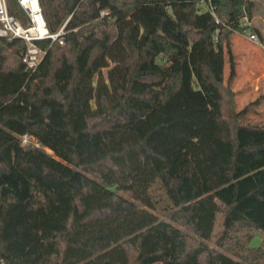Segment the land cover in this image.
Here are the masks:
<instances>
[{
  "label": "trees",
  "instance_id": "16d2710c",
  "mask_svg": "<svg viewBox=\"0 0 264 264\" xmlns=\"http://www.w3.org/2000/svg\"><path fill=\"white\" fill-rule=\"evenodd\" d=\"M38 1L49 31L67 21L34 72L0 38V264H264V127L231 86L251 2L210 0L215 23L196 0Z\"/></svg>",
  "mask_w": 264,
  "mask_h": 264
},
{
  "label": "rangeland",
  "instance_id": "374dc122",
  "mask_svg": "<svg viewBox=\"0 0 264 264\" xmlns=\"http://www.w3.org/2000/svg\"><path fill=\"white\" fill-rule=\"evenodd\" d=\"M249 1L251 2V9H250L251 17L248 21L247 29L250 32L255 34L257 42L254 43L252 41H249L246 39V37H244V35H241L240 33L235 32L230 37L231 51L238 57L239 56L241 57L251 56L254 62H255L256 57H259L260 59L264 61V0H249ZM194 8H196L200 12L206 11L203 3L194 4ZM190 9H191V4H188L187 7L182 6L179 8L180 18L184 24H187L190 20V17H191ZM66 21L67 19L64 20V22ZM64 22H62L61 24H63ZM257 63H261V62H257ZM110 66H112L111 62H109L108 67ZM106 70H107V67L101 69V73L104 77H105ZM227 71H228L227 63H225L224 69H223L224 79L227 76V73H228ZM252 72L256 78L260 79V84H258V89L256 92H250L246 94L247 96L246 95L243 96L242 99L244 100L242 102H241V98L238 96L240 93H236L235 106L237 110H240L245 104L252 101L254 98L259 100L260 98L264 96V66H262L261 64H258V66L257 65L253 66ZM257 104L251 106L248 109L247 113L240 117L239 123L241 125H245V122L247 124H249L250 122L254 123L255 118H250L253 114H254L253 117H255L256 115H264L263 110H261L263 107L261 109L259 108L260 110L258 108L257 110H255V108L258 107ZM262 125H264V123ZM21 144L26 147L34 146L32 141H25V142L21 141ZM44 150L48 154H51V152L48 149H44ZM121 195L126 197L124 194H121ZM160 208H161L160 205H157V209H149V211L153 213L157 219L166 221L167 220L166 212L160 210ZM221 230H222V214L221 212H218L215 216L214 225L212 229V236L210 237L209 240H206L204 242L209 247H213V248L216 247L215 241L218 238ZM231 235L233 236V238H231L232 242L235 241V239H238L243 249H246L249 246L260 245L263 239V233L260 231L254 230V229L237 228V231L234 233L232 232ZM248 235H249V238L246 239V236ZM219 250L225 253L226 255L232 257L231 253L225 252L222 249H219Z\"/></svg>",
  "mask_w": 264,
  "mask_h": 264
},
{
  "label": "built area",
  "instance_id": "2783aa9c",
  "mask_svg": "<svg viewBox=\"0 0 264 264\" xmlns=\"http://www.w3.org/2000/svg\"><path fill=\"white\" fill-rule=\"evenodd\" d=\"M15 3L22 13L24 22H21L17 17L10 14L7 10L5 0H0V38L18 39L23 43L20 62L24 70L28 74H31L42 60L49 45L54 41L59 44L62 43L66 22L51 32L47 28L38 0H15ZM197 3H203L205 10L211 14L214 22H219L214 14L210 0H196L195 4ZM248 21L249 19L246 14L243 13L239 20V26L241 27L240 34L244 35L247 40L255 43L257 42L255 34L247 29ZM42 40H48L47 47L44 48L38 44ZM20 141L32 140L26 134H23L20 136ZM33 144L34 146H38L34 142Z\"/></svg>",
  "mask_w": 264,
  "mask_h": 264
},
{
  "label": "crops",
  "instance_id": "0c3cea01",
  "mask_svg": "<svg viewBox=\"0 0 264 264\" xmlns=\"http://www.w3.org/2000/svg\"><path fill=\"white\" fill-rule=\"evenodd\" d=\"M188 4L189 3H187V2H183L180 4V7H182V6L187 7ZM234 62H235V75H234V78L232 81V86H233L232 89L235 93V97H236V93H240L238 96L241 98V102H242L244 100V99H242L243 96H245L246 94H248L250 92H256L257 91L258 84H260V79L256 78L254 76V74L252 72V68H253V66H256V65L258 66V64H261L262 66H264V61L262 59H260L259 57H256L255 62H254L252 60L251 56H247V57L239 56L238 57L234 54ZM257 62H261V63H257ZM258 101H260V102H258V104H257L258 107H256L255 110H257V108L261 109L263 107L261 110H263V112H264V96L262 98H260ZM253 116H254V114L250 118H255L254 123L250 122L249 124H247L245 122V125L264 127V125H262L264 123V115H256L255 117H253ZM257 116H259V117H257Z\"/></svg>",
  "mask_w": 264,
  "mask_h": 264
}]
</instances>
